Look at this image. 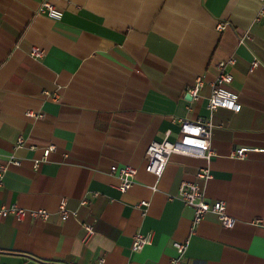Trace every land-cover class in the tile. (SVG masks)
I'll return each mask as SVG.
<instances>
[{"label": "crops", "instance_id": "0c3cea01", "mask_svg": "<svg viewBox=\"0 0 264 264\" xmlns=\"http://www.w3.org/2000/svg\"><path fill=\"white\" fill-rule=\"evenodd\" d=\"M43 1L0 0V163L19 160L7 163L0 208L48 212L0 217V264H170L173 242L185 240V264H264L259 0H48L63 11L59 20L38 12ZM228 58L238 112L207 107L216 64ZM178 118L208 121L214 153H173L157 178L145 170V150L167 131L174 138ZM239 146L252 149L233 157ZM112 164L136 168L125 192ZM204 168L208 179L197 176ZM182 182L225 202L235 224L208 212L191 233L193 208L170 197ZM62 200L75 216L62 218ZM81 221L94 224L88 243ZM136 232H152V241L134 251Z\"/></svg>", "mask_w": 264, "mask_h": 264}, {"label": "built area", "instance_id": "2783aa9c", "mask_svg": "<svg viewBox=\"0 0 264 264\" xmlns=\"http://www.w3.org/2000/svg\"><path fill=\"white\" fill-rule=\"evenodd\" d=\"M38 12L55 20L61 19L63 15V11L48 0L39 4ZM255 19L257 21L264 19V0H259V8ZM227 24L226 21H219L216 28L218 30H223ZM245 37L246 35L241 36L239 42L243 43ZM31 55L40 57L42 55V50L33 47L31 49ZM233 63L234 58H228L227 60H221L216 64L218 73L213 81L211 93L207 100V107L211 110L219 107L228 108L234 112L240 110L241 104L238 101L239 95L230 87L232 74L226 69L228 64ZM257 64L258 60L254 59L251 66L254 67ZM200 86L201 79L199 78L189 89V94L193 99L198 98V90ZM28 115L34 116L35 114L33 112H28ZM37 116L40 117L42 115L38 114ZM176 121L178 124V133L174 138H170V132L167 131L162 139L151 141L145 150V170L155 175L157 178L162 174L170 155L173 153L196 155L206 159H209L214 153L211 144L210 123L208 121L202 118L196 120L178 118ZM22 141L23 139L19 137L17 145L21 144ZM51 149L52 148L45 149L43 153L44 156H46ZM251 149L252 148L246 146L236 147L232 152V156L236 158H244L247 152ZM8 162L16 165L19 164V160L13 156L8 157ZM7 163H0V187L3 185V176L7 168ZM35 163V165H37L38 162L36 161ZM110 172L117 174L120 180L118 189L121 192H125L134 182L136 168L130 164H124L121 166L118 164H112L110 166ZM197 176L202 179H208L210 173L207 168H204L197 174ZM152 189L157 190L156 185H153ZM170 197L177 198L184 204L193 208L194 215L191 222V233L194 232L197 224L208 212L214 213L219 223L224 227L230 228L236 222V219L227 213L225 202L220 200L209 202L205 197L203 189H201L196 182H182L178 190L174 194H171ZM81 203H86V200H83ZM137 205L147 206L148 202L146 200H141ZM59 212L63 219L69 216H75L77 213L75 210L68 209L64 200L59 203ZM9 214L14 215L17 219L23 218L26 215L41 218L43 220L48 217V212L45 209L21 208L16 204L0 208V217H5ZM80 224L83 229L81 241L83 243H88L95 233L94 224L90 221H81ZM151 241L152 232H136L132 238L131 249L134 251L140 250L145 245L150 244ZM187 245L188 240L173 242L175 256L171 259L170 264H185L183 257ZM102 260V258L99 259L100 262Z\"/></svg>", "mask_w": 264, "mask_h": 264}]
</instances>
